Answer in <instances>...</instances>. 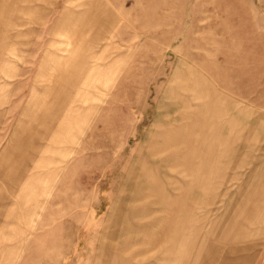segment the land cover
Masks as SVG:
<instances>
[{"label": "rangeland", "instance_id": "1", "mask_svg": "<svg viewBox=\"0 0 264 264\" xmlns=\"http://www.w3.org/2000/svg\"><path fill=\"white\" fill-rule=\"evenodd\" d=\"M0 264H264V0H0Z\"/></svg>", "mask_w": 264, "mask_h": 264}]
</instances>
